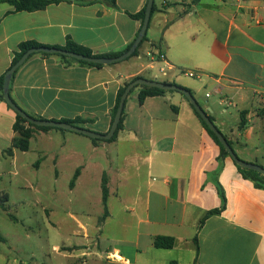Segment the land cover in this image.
Returning <instances> with one entry per match:
<instances>
[{
  "label": "crops",
  "instance_id": "1",
  "mask_svg": "<svg viewBox=\"0 0 264 264\" xmlns=\"http://www.w3.org/2000/svg\"><path fill=\"white\" fill-rule=\"evenodd\" d=\"M89 1L18 12L0 0V78L24 42L64 47L71 40L94 55H107L135 41L142 24L130 15L140 13L148 0H116V9ZM155 4L148 41L138 56L92 67L58 55L33 54L13 75L12 99L34 118L84 119L86 123L77 126L106 134L124 83L136 76L153 80L163 66L147 67V53L158 50L176 72L199 74L193 79L176 73L172 82L193 93L239 158L264 167V0ZM138 93L128 97L124 126L114 141L95 143L70 131L35 130L29 150L13 148L12 153L8 150L17 135V114L0 100V178L18 176L19 152L26 156L40 140V153L52 160L57 177L63 160H72L79 170L70 187L74 193L91 191V175L99 178L101 190L106 179L109 214L97 236L112 242L99 250L111 264H264V189L245 179L231 157L216 174L221 148L183 95L168 93L140 103ZM242 113L247 121L243 130ZM218 184L225 192L226 209L207 218L199 230L206 213L222 205ZM82 228L89 239V228ZM158 236L175 238V248L157 249Z\"/></svg>",
  "mask_w": 264,
  "mask_h": 264
},
{
  "label": "rangeland",
  "instance_id": "2",
  "mask_svg": "<svg viewBox=\"0 0 264 264\" xmlns=\"http://www.w3.org/2000/svg\"><path fill=\"white\" fill-rule=\"evenodd\" d=\"M52 144L56 148L58 140ZM43 146L39 140L26 156L19 152V175L0 178V264H111L99 251L112 244L97 236L105 213L99 178L91 175L87 195L74 193L73 161H61L57 177L52 160L40 153ZM82 224L89 228V239Z\"/></svg>",
  "mask_w": 264,
  "mask_h": 264
},
{
  "label": "trees",
  "instance_id": "3",
  "mask_svg": "<svg viewBox=\"0 0 264 264\" xmlns=\"http://www.w3.org/2000/svg\"><path fill=\"white\" fill-rule=\"evenodd\" d=\"M69 1L70 0H6V2L11 4L12 6H14L15 10L18 11V12L40 11V10L46 9L50 5L59 4L61 2H69ZM95 2L105 3L107 6H109L111 8H114V9L118 8L117 4H116V0H90L89 1V3H95ZM198 2H199V0H194L195 4L198 3ZM145 11H146V8H144L140 13L135 14V15H130V16L133 19H136V20L140 21L141 24H143L144 19H145ZM155 11H156V4H154L153 11H152V16H153ZM147 41H148V34L145 36V38L141 42L138 50L135 52V54L132 57H135V56L139 55L141 47ZM131 45H129L122 52L111 53V54H107V55H94L93 52L90 49H88V48H86L84 46H80V45L72 42L71 40H69L64 47H56V48L64 49V50L71 51V52H76V53L83 54V55H86V56L118 57V56L122 55L123 53H125L126 51H128L130 49ZM42 46H44V45H41L40 43H37L35 41H28V42L21 43L19 45L18 51L15 52L14 59H13L11 67L15 63H17L18 60L23 56V54L26 53L28 50H30L32 48L42 47ZM153 46L154 45H152V47ZM41 54L44 55V56H51L52 55V54H48V53H41ZM58 56L62 60L66 61V62H72L73 61V62H78V63L83 64V65L92 66V67H102L103 66L101 64H93V63H88V62H84V61L75 60V59L66 57L64 55H58ZM129 59H127V60H129ZM138 78H145V77L136 76L133 80L138 79ZM4 80H5V76L0 78V100L6 102L5 99H4V96H3ZM133 80L125 82L124 85L120 88V90L118 92V95H117L116 106H115V108L112 111V122H113V120L115 118V115L117 113L121 97H122L123 93L125 92L126 87ZM162 82L172 83V84L177 85L175 82H170V81H167V80H162ZM179 87H181V86H179ZM181 88H184V87H181ZM136 90L139 91L138 99H139L140 103H143L149 97L163 96V95H166L168 93H180L178 91H165V90L158 89V88H150V87H146V86H137L131 91L130 95H132ZM180 94L183 95L182 93H180ZM185 99H187V98L185 97ZM126 103H127V101H126ZM191 107L193 108L196 116L200 119L201 123L207 129V131L209 132L211 137L215 140V142L221 148V154H220V156L218 158L220 166H219V169L216 172V174L218 175L220 173L222 167H223L224 159L227 158V157H230V155L226 151V149L223 147V145L221 144V142L219 141V139L217 138L215 133L208 127L206 122L202 119V117L196 111V109L194 108V106L192 104H191ZM9 108H11V107L9 106ZM261 115H264V108L261 110ZM210 118H211V120L214 121V118L212 116H210ZM42 120H44V119H42ZM124 120H125V109H124V112H123V116H122L121 122L119 124V128H118L117 132L115 133V135L112 137V139L108 140L109 142L116 140V138L118 137L119 132L123 129ZM64 122L77 126V125L86 123V120L77 119L75 121H64ZM246 125H247V121H246L245 113H242L241 114V123H240L239 127H240L241 130H243L246 127ZM53 129H56V130H59V131H62V132H66V130H63V129L52 128V127H39V126L32 125V124L28 123L20 115L17 114V121H16V123L14 125V131L16 132L17 135H16V137H15V139L13 141V147L10 148L8 150V152L12 153L13 152V148H16V149H18V150H20L22 152L28 151L29 148H30V142H31V139L33 138L35 130L49 131V130H53ZM225 137L228 139V137L226 135H225ZM92 140L95 143L99 142V141H104V140H99V139H92ZM228 141L233 147V143L229 139H228ZM236 166H237L239 172L242 174V176L245 179L253 182L256 188L264 189V176L262 174H260V173H258L256 171H253V170L244 169V168H242V167H240L238 165H236ZM78 175H79V170L77 171V173L74 176V179L71 182V187L74 186L75 180L77 179ZM217 187H218L219 195L221 196V199H222V205H221V207H219L217 209H214V210H211V211L206 213L205 217L202 219V221H201V223L199 225V230L202 228V226H203V224H204V222H205V220L207 218H209L211 216L221 215L223 213V211L226 209L227 200H226L224 189L222 188V186L220 184H218ZM102 193H103V205H104V208H105V213L102 216L101 221L104 222V220H106V218L108 217V214H109V212H108L109 189H108V186H107L106 179H104V181H103ZM7 200H8V198L5 197V201H7ZM2 206L4 207V204H2ZM194 242H195V244H196V246L198 248V238L197 237H195ZM154 246L157 249L171 250V249L175 248V246H176V239L173 238V237L158 236L154 240Z\"/></svg>",
  "mask_w": 264,
  "mask_h": 264
},
{
  "label": "water",
  "instance_id": "4",
  "mask_svg": "<svg viewBox=\"0 0 264 264\" xmlns=\"http://www.w3.org/2000/svg\"><path fill=\"white\" fill-rule=\"evenodd\" d=\"M155 4V0H148L146 11H145V19L142 24L141 30L135 39V41L132 43L130 49L123 53L122 55L118 57H96V56H86L83 54H79L76 52L67 51L64 49H59L56 47H37L32 48L28 50L26 53L23 54V56L18 60L17 63H15L6 73L5 80H4V86H3V96L6 101V103L22 118H24L28 123L39 126V127H52V128H58L63 129L66 131H70L73 133L81 134L86 137H89L91 139H99V140H105L108 141L112 139V137L115 135L119 128V124L121 122L123 112L125 109L126 101L131 93V91L137 87V86H146L150 88H158L165 91H178L182 93L189 102L194 106L196 111L200 114L202 119L206 122L208 127L215 133L223 147L226 149V151L229 153L230 157L233 159L234 163L244 169L253 170L256 171L264 176V167L249 163L247 161L242 160L238 157L236 152L234 151L232 145L229 143L228 139L225 137V135L217 128L214 121L211 120L210 115L205 111L200 103L197 101V99L194 97L193 93L185 88H181L178 85L172 84V83H165L162 81L147 79V78H138L133 80L128 84V86L125 89V92L123 93L119 107L117 110V113L115 115V118L112 122L111 128L106 134L97 133L94 131H91L89 129L72 125L65 122L60 121H50V120H42L37 119L34 117H31L29 114H27L23 109H21L12 99L11 93H10V85L13 78L14 73L33 55L36 53H48L52 55H64L66 57L84 61L88 63L93 64H101V65H112L116 63H120L123 61H126L127 59L131 58L135 52L138 50L141 42L144 40L145 36L148 33L151 18H152V11ZM211 112V109H209Z\"/></svg>",
  "mask_w": 264,
  "mask_h": 264
},
{
  "label": "built area",
  "instance_id": "5",
  "mask_svg": "<svg viewBox=\"0 0 264 264\" xmlns=\"http://www.w3.org/2000/svg\"><path fill=\"white\" fill-rule=\"evenodd\" d=\"M147 57L149 60L147 67L150 70H155L157 63H163V66L157 69V74L154 80L161 81L160 78H162L163 80L172 82V78L176 73L178 75H186L190 78H199V74L195 71L178 70V72H176L175 70H177V68L166 59L164 53L161 51L153 49L147 53ZM209 96L210 95L208 94L207 97Z\"/></svg>",
  "mask_w": 264,
  "mask_h": 264
}]
</instances>
